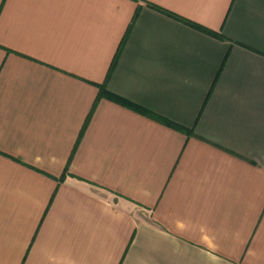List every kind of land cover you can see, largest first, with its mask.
<instances>
[{
    "label": "crops",
    "instance_id": "0c3cea01",
    "mask_svg": "<svg viewBox=\"0 0 264 264\" xmlns=\"http://www.w3.org/2000/svg\"><path fill=\"white\" fill-rule=\"evenodd\" d=\"M0 264H264V0H0Z\"/></svg>",
    "mask_w": 264,
    "mask_h": 264
},
{
    "label": "trees",
    "instance_id": "16d2710c",
    "mask_svg": "<svg viewBox=\"0 0 264 264\" xmlns=\"http://www.w3.org/2000/svg\"><path fill=\"white\" fill-rule=\"evenodd\" d=\"M148 5L151 8H153V9H155V10L161 12V13H164V14H166V15H168V16H170V17H172V18H174V19H176V20H178V21H180V22H182V23H184V24H186V25H188V26H190V27L198 30V31H201V32H203L205 34H208L210 36H213V37H216V38H219V39H222L223 38L221 35L216 34V33L212 32V31H210V30H208L206 28H203V27L199 26L198 24L193 23V22H191V21H189L187 19H184V18H182V17H180L178 15H175V14H173V13H171V12H169V11L163 9V8H160V7L155 6L153 4H148ZM138 13H139V11L137 10V12L135 13V16L133 18V22L136 19ZM132 25H133V23H131V25L129 27V30L125 33L123 39L121 40V43L119 45V48H118V50H117V52H116V54H115V56L113 58V61H112L111 65H110V67H109V70H108V73H107V77H106V81L111 76V74H112V72H113V70H114V68L116 66V63L118 61V58H119L120 53H121V50H122V47H123L124 43L126 42V39L128 37V34H129L130 30H131ZM106 81H105L104 84L97 85L98 95H97V98H96L95 102L93 103V106H92V109H91V112H90L89 116H91L92 112L96 108V105H97L98 101L101 98H105V99H108V100L113 101L115 103H118L120 105H123V106H125L127 108L133 109V110H135V111H137L139 113L151 115V116H153V117L161 120V118H159L158 116H155V115L151 114L147 110H145V109H143V108H141V107H139V106H137V105H135V104L127 101V100H125L124 98H121L120 96H118L116 94H113V93L109 92L107 90V88H106ZM163 122H165L170 127L174 128L176 130L182 131V132H184L186 134H190L191 133L190 131L186 130L185 128L180 127V126H178L176 124H173L171 122H168V121H165V120H163ZM84 129L85 128H83L82 132L84 131ZM77 143H78V141H77ZM77 143L75 144V148L77 146ZM75 148H74V150H75ZM70 160H71V158H70ZM70 160H69V162H70ZM67 170H68V164L66 166L65 172L63 173V175L61 176V178L59 180L62 181L63 179H65V176L68 175Z\"/></svg>",
    "mask_w": 264,
    "mask_h": 264
}]
</instances>
